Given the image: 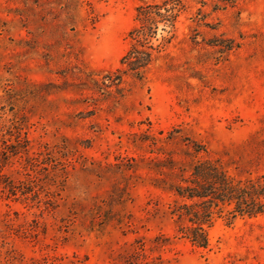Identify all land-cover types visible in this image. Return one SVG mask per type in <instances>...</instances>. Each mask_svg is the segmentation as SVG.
I'll return each instance as SVG.
<instances>
[{"label":"rangeland","instance_id":"374dc122","mask_svg":"<svg viewBox=\"0 0 264 264\" xmlns=\"http://www.w3.org/2000/svg\"><path fill=\"white\" fill-rule=\"evenodd\" d=\"M162 1L0 0V264H264V212L215 202L197 247L175 191L209 161L264 202V0H178L140 78Z\"/></svg>","mask_w":264,"mask_h":264},{"label":"trees","instance_id":"16d2710c","mask_svg":"<svg viewBox=\"0 0 264 264\" xmlns=\"http://www.w3.org/2000/svg\"><path fill=\"white\" fill-rule=\"evenodd\" d=\"M178 0H163L161 3L141 4L135 8L134 26L128 31V37L133 44L120 58V64L126 71H132L137 77H142L152 62V50L142 45L148 37L156 34L158 24L163 27H172L175 17L179 12ZM118 70H121L118 69ZM193 179L189 184L175 189L178 195L187 200L194 201L184 203V220L190 222L182 228V233L197 247L207 246L206 227L211 225V205L215 202H235L237 212L254 216L264 212V202L258 199L262 194L249 193V188L232 185L222 173L209 161H203L192 169ZM258 186L251 188L257 191ZM196 200V201H195Z\"/></svg>","mask_w":264,"mask_h":264}]
</instances>
